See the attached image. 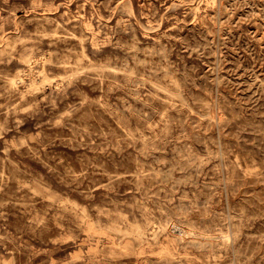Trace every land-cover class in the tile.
<instances>
[{
  "label": "rangeland",
  "instance_id": "374dc122",
  "mask_svg": "<svg viewBox=\"0 0 264 264\" xmlns=\"http://www.w3.org/2000/svg\"><path fill=\"white\" fill-rule=\"evenodd\" d=\"M0 264H264V0H0Z\"/></svg>",
  "mask_w": 264,
  "mask_h": 264
}]
</instances>
